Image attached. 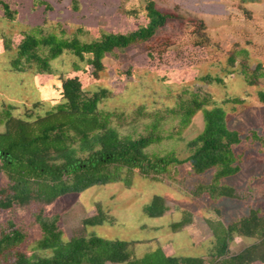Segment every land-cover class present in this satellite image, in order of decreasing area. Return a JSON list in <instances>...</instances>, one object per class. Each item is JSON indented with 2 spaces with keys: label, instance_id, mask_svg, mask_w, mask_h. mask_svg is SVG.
<instances>
[{
  "label": "trees",
  "instance_id": "1",
  "mask_svg": "<svg viewBox=\"0 0 264 264\" xmlns=\"http://www.w3.org/2000/svg\"><path fill=\"white\" fill-rule=\"evenodd\" d=\"M242 1L258 3L261 0ZM0 5L6 17L14 20L17 12L3 1ZM144 11L147 23L137 30L105 33L89 42L82 39L88 34L84 27H78L70 36L58 23L55 26L61 30L60 35L48 32L45 27L35 28L24 34L11 67L19 73L34 70L51 75L54 73L52 62L69 52L91 66L93 77L99 79L106 69V57L151 41L177 18L159 10L153 0H145ZM127 14L137 16L138 11ZM195 34L196 46L212 43L204 21H199ZM6 47L12 49L10 41H6ZM150 56L153 57L152 52ZM227 63L226 75L239 72L249 86L260 85L264 78V64L253 67L249 51L239 46L229 52ZM74 67L76 71L82 70L78 63ZM200 81L225 84L224 78L212 75ZM60 93L59 104L43 115L36 112L43 106L41 102L26 108L23 116L15 115L16 107L9 104H4L0 111V175L6 179L0 185V210L30 209L32 223L42 231L37 242L41 253L28 254L21 250L30 238L27 229L11 220L0 223V264H264V211L258 208H251L248 215L229 223L208 220L214 235L209 258L171 256L161 246L138 257L137 247L144 242L137 240H110L97 235L66 240L61 215L44 214L46 207L67 195L120 182L130 187L134 174L183 189L184 182L177 174L185 164L197 175L212 174L209 183L186 189L193 200L245 199V192L222 183L241 173L242 154L238 149L245 141L253 139L264 144V137L258 131L244 136L229 126L226 107L244 103L243 98H227L218 105L208 92L184 89L172 107L149 111L139 106L127 113L102 109L101 105L113 93L105 88L86 91L78 76L61 77ZM259 98L264 103V91L259 92ZM199 113L204 116V129L187 141L186 158H181L175 150L165 154L150 151L166 140H175V135L188 128ZM142 121L149 124L138 134L136 130ZM170 122H177L173 133L165 130ZM126 128H131L133 133L125 134ZM96 208L95 215L83 219L84 226L115 225V217L101 203ZM168 211V200L161 195L154 196L144 207V213L154 219L165 217ZM216 212L219 217L223 216L220 210ZM193 217V213L185 210L182 220L172 223L171 228L180 232L193 223ZM236 237L255 242L232 254L230 245Z\"/></svg>",
  "mask_w": 264,
  "mask_h": 264
},
{
  "label": "rangeland",
  "instance_id": "2",
  "mask_svg": "<svg viewBox=\"0 0 264 264\" xmlns=\"http://www.w3.org/2000/svg\"><path fill=\"white\" fill-rule=\"evenodd\" d=\"M0 1L17 12L15 19L11 20L0 5V111L4 104H9L16 107L15 115L23 116L26 108L41 102L43 106L36 112L43 115L60 102L61 77L78 76L86 91L105 88L113 93L101 105L107 111L129 113L139 106H145L149 111L165 109L175 104L176 97L184 89L208 92L218 105H222L227 98L241 97L244 103L226 107L230 128L244 136L258 131L264 137V103L259 98V92L264 91V78L260 85L249 86L239 72L226 75L225 71L228 70L229 52L235 46L249 51L253 67L258 63L264 64V0L258 3H244L242 0H153L159 10L177 18L171 20L151 41L106 57V69L99 79L93 77L91 66L69 52L52 62L54 73L51 75H41L34 70L15 72L11 61L17 55L24 34L38 27L60 35L61 30L55 26L58 23L69 31L68 36L78 27H84L88 34L82 39L88 42L99 39L105 33L135 31L147 23L145 0ZM132 10H137L138 15L127 14ZM199 21L205 23L212 40L210 45L196 46L195 31ZM6 41L11 42V50L7 49ZM75 63L81 66V71H76ZM206 75L222 77L225 84L201 82L200 79ZM147 124L149 121L138 125V134L144 132ZM176 124H166L165 130L173 133ZM204 125L203 113H199L188 128L175 135V140H166L150 148V151L165 154L175 150L181 158H186L187 141L198 136ZM123 131L125 134L133 133L131 128ZM238 150L242 154V171L222 183L245 192L243 200H193L186 189L209 183L212 174L197 175L185 164L177 174V178L184 182L183 189L134 174L130 187L120 182L67 195L46 207L44 214L48 217L61 215L66 240L91 235L110 240H137L144 242L137 247L138 257L161 246L171 256L209 258L214 247V235L208 220L229 223L248 215L251 208L264 211V144L248 139ZM5 183L6 179L0 175V185ZM156 195L166 197L169 206L165 217L159 219L144 213V207ZM97 203H101L115 217V225H83L84 218L96 214ZM185 210L193 213V223L180 232L173 231L172 223L181 221ZM217 210L222 212V217ZM32 213L30 209L20 208L7 212L0 210V223L11 220L30 233L29 240L21 247L28 254L41 253L37 242L42 237V231L32 223ZM254 242L236 237L230 250L236 254Z\"/></svg>",
  "mask_w": 264,
  "mask_h": 264
}]
</instances>
